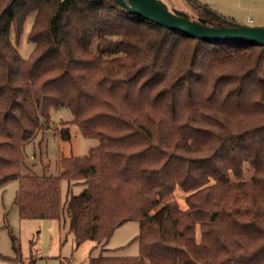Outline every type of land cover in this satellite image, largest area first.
Returning <instances> with one entry per match:
<instances>
[{
	"label": "trees",
	"instance_id": "16d2710c",
	"mask_svg": "<svg viewBox=\"0 0 264 264\" xmlns=\"http://www.w3.org/2000/svg\"><path fill=\"white\" fill-rule=\"evenodd\" d=\"M186 3L206 24L233 21ZM31 12L33 47L21 57ZM62 106L99 142L60 157L57 173L23 172L24 144ZM8 179L19 217L61 224L71 186L84 183L76 245H105L138 221L137 254L84 264H264V45L191 37L115 0H0V184ZM10 237L13 255L0 257L22 264Z\"/></svg>",
	"mask_w": 264,
	"mask_h": 264
},
{
	"label": "rangeland",
	"instance_id": "374dc122",
	"mask_svg": "<svg viewBox=\"0 0 264 264\" xmlns=\"http://www.w3.org/2000/svg\"><path fill=\"white\" fill-rule=\"evenodd\" d=\"M168 8H178L189 17L196 19V11L186 0H162ZM206 3L218 13L233 19L238 24L264 26V0H199ZM33 12L29 13L23 22L22 31L15 47L21 57H27L33 47V42L27 39V34L33 21ZM71 111L65 107H51L47 127H42L37 134L24 144V161L32 170L23 172L57 173L62 156L80 157L89 147L96 145V137L84 136L78 125L72 121ZM69 128L70 138L59 137V127ZM44 126V125H42ZM46 126V125H45ZM42 130V131H41ZM244 175L246 173L245 165ZM17 179H8L0 184V253L13 255L11 237L17 238L22 256V264H26L32 256L34 264H84L91 256L99 253L110 255H135L138 253L136 238L139 227L137 220H128L116 227L105 245L95 240L87 239L76 245L73 240V230L81 205L79 195L84 183H74L69 194L68 208L64 224L50 218H21L13 203L17 189ZM66 180H61V191L65 194ZM184 193L176 190L172 198L184 205ZM0 264H15L14 261L0 257Z\"/></svg>",
	"mask_w": 264,
	"mask_h": 264
},
{
	"label": "water",
	"instance_id": "95a60500",
	"mask_svg": "<svg viewBox=\"0 0 264 264\" xmlns=\"http://www.w3.org/2000/svg\"><path fill=\"white\" fill-rule=\"evenodd\" d=\"M128 11L168 29L208 41L256 43L264 45V26L238 24L214 26L192 19L178 8H168L162 0H115Z\"/></svg>",
	"mask_w": 264,
	"mask_h": 264
},
{
	"label": "built area",
	"instance_id": "2783aa9c",
	"mask_svg": "<svg viewBox=\"0 0 264 264\" xmlns=\"http://www.w3.org/2000/svg\"><path fill=\"white\" fill-rule=\"evenodd\" d=\"M62 264H68L67 262H64V263H62Z\"/></svg>",
	"mask_w": 264,
	"mask_h": 264
},
{
	"label": "crops",
	"instance_id": "0c3cea01",
	"mask_svg": "<svg viewBox=\"0 0 264 264\" xmlns=\"http://www.w3.org/2000/svg\"><path fill=\"white\" fill-rule=\"evenodd\" d=\"M72 237H73V235H72ZM70 264V263H69Z\"/></svg>",
	"mask_w": 264,
	"mask_h": 264
}]
</instances>
